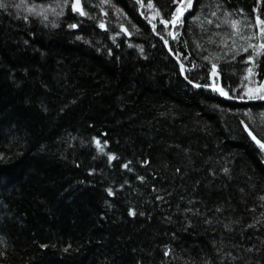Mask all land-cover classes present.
<instances>
[{
    "label": "trees",
    "instance_id": "1",
    "mask_svg": "<svg viewBox=\"0 0 264 264\" xmlns=\"http://www.w3.org/2000/svg\"><path fill=\"white\" fill-rule=\"evenodd\" d=\"M26 2L53 13L0 0V264H264V101L189 82L264 91V0H192L172 54L174 0Z\"/></svg>",
    "mask_w": 264,
    "mask_h": 264
},
{
    "label": "bare ground",
    "instance_id": "2",
    "mask_svg": "<svg viewBox=\"0 0 264 264\" xmlns=\"http://www.w3.org/2000/svg\"><path fill=\"white\" fill-rule=\"evenodd\" d=\"M82 1L83 0H79V3H80V5H81V9H82V12H83V14H84V10H85V7H83V3H82ZM87 3V7L90 9H92L93 11H99V13L102 11V10H104V12H105V10H106V7H105V3H101L100 4V1L101 0H85ZM20 2L21 3H23V4H26L25 3V1L24 0H20ZM140 2H141V0H139V2H137L136 4H135V7H133L134 8V10H136V9H138L139 8V5H140ZM180 2V0H176V3H173V5H172V8H169V10H165V12H163V17H166L164 20L165 21H168V23H165V21L163 20V21H158V22H156V23H153V27L154 26H156V25H158L159 23L161 24V25H163V26H166V25H170V33H169V39H165L164 40V47H165V49H166V51L169 53V54H172L171 53V50H170V47L168 46V42H169V40L170 39H173L174 38V35H173V30H174V27H175V25H176V23H174V22H172L173 21V13L175 12V10H176V7H177V4ZM186 4H187V0H184V6H185V11L183 12V13H185L187 10H190V8H188V7H186ZM21 7H22V5H20ZM34 6H36V5H34ZM40 6V8L38 9V10H35V9H32V13L33 14H35V15H39V16H41L40 14H45V13H48V12H51V14L53 13V11H52V8H46V9H44V10H42L43 9V6H41V5H39ZM141 6H142V4H141ZM141 8V7H140ZM42 10V11H41ZM87 10V9H86ZM65 11V10H64ZM170 12H172L171 13V16H172V18L170 19V21H169V17H168V15L167 14H170ZM59 13V12H58ZM83 14L82 15H80V16H83ZM101 16H103V14H100ZM106 15V14H105ZM211 16H216V14L215 13H211ZM227 18H228V16H227ZM192 19H194V18H192ZM212 22H214V19H210ZM226 21L227 22H229V25H225L226 27L225 28H221V27H218L217 29L219 30V35L221 36V35H223V32L222 31H224L225 33H226V29H228L229 31H238L240 28H241V26H240V24L239 23H237V22H240V20L237 18V17H235V16H233V15H230V17L228 18V19H226ZM216 24V23H215ZM75 26V25H74ZM222 32V33H221ZM238 36H243L242 35V33H240ZM168 47V48H167ZM180 67V66H179ZM180 71H181V68H180ZM185 72V71H184ZM215 73L216 74H214L213 73V69H211L210 71H209V78H210V80H211V83L210 84H205V85H213V82H214V86H216V85H218V84H221V75L219 74V72L215 69ZM181 74H182V71H181ZM254 76L255 77H257L255 74H254ZM183 77H185V76H183ZM255 77H252L251 78V82H254V83H258V84H262L264 81L262 80V81H260V82H257V80H256V78ZM192 85H204V84H201V83H195V82H192V81H189ZM225 89V88H224ZM226 90V92H227V94H228V98H225L223 95L224 94H220L218 91H216V92H218L219 93V95H221L223 98H225V99H229V100H233V101H237V102H255V101H259V102H261V101H264V91L263 92H261L260 94H258V95H256V96H242V95H237V94H235V95H231V93L227 90V89H225ZM212 91V90H211ZM215 91V90H214ZM247 130H251L250 128H248V129H246V133H247ZM252 131V130H251ZM252 133L256 136V134L252 131ZM248 135V134H247ZM249 136V135H248ZM257 137V136H256ZM257 139H258V141H259V138L257 137ZM252 211H253V209H252ZM263 212V207L262 206H258L257 207V209H256V212H254V214H252L253 212H249L251 215H253L252 217H250V216H248V217H246L245 218V221H247L248 223H250V225L249 226H251V227H253L252 225H253V223H254V225L255 224H257L258 223V217H257V215H259L260 213H262ZM256 214V215H255ZM240 224V223H239ZM244 224V223H243ZM241 225V224H240Z\"/></svg>",
    "mask_w": 264,
    "mask_h": 264
},
{
    "label": "snow or ice",
    "instance_id": "3",
    "mask_svg": "<svg viewBox=\"0 0 264 264\" xmlns=\"http://www.w3.org/2000/svg\"><path fill=\"white\" fill-rule=\"evenodd\" d=\"M174 3H176V0H174ZM192 6V0H187V4L186 7L190 8ZM73 8H79V4L78 3H73ZM185 6H184V0H180V2L177 4L176 10L175 12L172 14L173 15V21L174 23H180L181 22V16L183 15V12L185 11ZM195 19V17H194ZM257 20L259 21L260 24L264 25V19H260L259 17H257ZM165 23H168V21H165ZM74 27V25H72ZM103 27V25H101ZM260 31L262 33H264V27H262L260 29ZM249 60L252 59L251 56L248 57ZM215 69L216 66L213 65V73H215ZM212 87H215L214 85H212ZM220 91L227 95V93L224 92L223 88L220 89ZM253 139H255V137H253ZM257 143H260V141H257ZM262 147H264V145H262Z\"/></svg>",
    "mask_w": 264,
    "mask_h": 264
},
{
    "label": "water",
    "instance_id": "4",
    "mask_svg": "<svg viewBox=\"0 0 264 264\" xmlns=\"http://www.w3.org/2000/svg\"><path fill=\"white\" fill-rule=\"evenodd\" d=\"M73 3H78V4H79V8H73ZM73 3H72V5H71L72 10H73L74 12H77L79 15H82L83 12H82L81 5H80V3H79V0H73ZM167 48H168V47H167ZM175 59H176L177 63L179 64L180 68H181L182 76H185L184 66L181 64V62H180L176 57H175ZM213 85H214V82H213ZM194 86H196V87H198V88H204V89L212 90V91L215 90V91H218L220 94H223V93L220 91V89L223 88L224 92L227 93L226 90L224 89V87H223L221 84H218V85H216L215 87H212V85H198V84H197V85H194ZM223 96H224L225 98H228V94H227V95L224 94ZM247 134H248L249 137L252 139V141H254V142H257V141H258L257 137L252 133L251 130H247ZM253 137H255V139H253Z\"/></svg>",
    "mask_w": 264,
    "mask_h": 264
},
{
    "label": "rangeland",
    "instance_id": "5",
    "mask_svg": "<svg viewBox=\"0 0 264 264\" xmlns=\"http://www.w3.org/2000/svg\"><path fill=\"white\" fill-rule=\"evenodd\" d=\"M25 1V3L27 4V2H26V0H24ZM24 7V9H25V7H26V4H23V3H21ZM34 5H36V6H34ZM34 5H29L28 6V4H27V9H30V10H32V9H35V10H38L39 8H40V6H39V4H34Z\"/></svg>",
    "mask_w": 264,
    "mask_h": 264
},
{
    "label": "flooded vegetation",
    "instance_id": "6",
    "mask_svg": "<svg viewBox=\"0 0 264 264\" xmlns=\"http://www.w3.org/2000/svg\"><path fill=\"white\" fill-rule=\"evenodd\" d=\"M72 2H73V0H72ZM72 5V4H71Z\"/></svg>",
    "mask_w": 264,
    "mask_h": 264
}]
</instances>
